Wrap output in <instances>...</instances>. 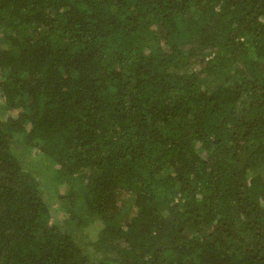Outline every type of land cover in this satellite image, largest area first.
Listing matches in <instances>:
<instances>
[{"label": "trees", "instance_id": "16d2710c", "mask_svg": "<svg viewBox=\"0 0 264 264\" xmlns=\"http://www.w3.org/2000/svg\"><path fill=\"white\" fill-rule=\"evenodd\" d=\"M0 98V264H264V0H0Z\"/></svg>", "mask_w": 264, "mask_h": 264}, {"label": "rangeland", "instance_id": "374dc122", "mask_svg": "<svg viewBox=\"0 0 264 264\" xmlns=\"http://www.w3.org/2000/svg\"><path fill=\"white\" fill-rule=\"evenodd\" d=\"M0 99H1V98H0ZM34 157H37V156H34ZM59 190H63V186H62V185L59 186ZM51 211L55 213V215H56V220H61V217H62V216H60V213H61V212H59V211L57 210V208L53 207V208H51Z\"/></svg>", "mask_w": 264, "mask_h": 264}]
</instances>
